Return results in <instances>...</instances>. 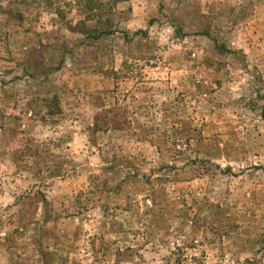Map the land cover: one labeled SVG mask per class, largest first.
<instances>
[{
	"label": "rangeland",
	"instance_id": "obj_1",
	"mask_svg": "<svg viewBox=\"0 0 264 264\" xmlns=\"http://www.w3.org/2000/svg\"><path fill=\"white\" fill-rule=\"evenodd\" d=\"M0 264H264V0H0Z\"/></svg>",
	"mask_w": 264,
	"mask_h": 264
}]
</instances>
